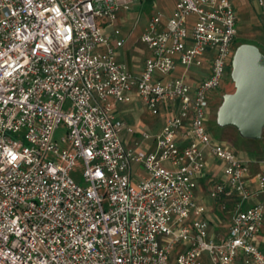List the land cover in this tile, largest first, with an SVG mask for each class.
<instances>
[{
	"label": "built area",
	"instance_id": "2783aa9c",
	"mask_svg": "<svg viewBox=\"0 0 264 264\" xmlns=\"http://www.w3.org/2000/svg\"><path fill=\"white\" fill-rule=\"evenodd\" d=\"M146 1L0 0V264H264V150L252 176L206 125L239 45L233 0L153 15L136 74L116 23ZM133 102L165 119L139 133L153 148L122 138L138 134L118 116Z\"/></svg>",
	"mask_w": 264,
	"mask_h": 264
},
{
	"label": "rangeland",
	"instance_id": "374dc122",
	"mask_svg": "<svg viewBox=\"0 0 264 264\" xmlns=\"http://www.w3.org/2000/svg\"><path fill=\"white\" fill-rule=\"evenodd\" d=\"M154 2L156 7H153L150 1H146L142 5L141 3L137 4L132 10L123 12L116 23V27L121 31V38L126 41L125 47L121 50L124 55L120 61L128 65L129 69L136 74L141 73L144 59L148 56L145 46L141 43V37L150 18L157 13H161L166 18L172 17L177 4V0H154ZM233 4L239 16L237 25L238 47L241 44L254 45L264 54V7H257L250 0H233ZM182 71L183 69L180 68L178 73ZM199 71V68H191L192 73ZM234 92L235 85L231 80L230 69L221 83L220 89L213 94L209 120L206 125L214 139L228 143L240 156H245L247 152H255L260 155L261 146H264V133L261 141L248 140L242 138L236 129L232 127L221 128L217 123V114L223 103V97ZM118 116L138 133L132 137L124 132L122 138L126 145H131L132 140L142 143V138L139 136L141 132H147L152 137H156L164 128V118L161 119L159 116L152 115L137 102L119 106ZM65 135L66 129L62 127L56 132L55 140L60 142ZM141 146L149 149L153 148V143L147 141L143 142ZM82 169V167L79 168L80 171ZM79 182L83 185L81 179ZM219 223L227 225L228 220L221 219Z\"/></svg>",
	"mask_w": 264,
	"mask_h": 264
},
{
	"label": "water",
	"instance_id": "95a60500",
	"mask_svg": "<svg viewBox=\"0 0 264 264\" xmlns=\"http://www.w3.org/2000/svg\"><path fill=\"white\" fill-rule=\"evenodd\" d=\"M235 92L223 97L217 114L221 128L232 127L248 140L261 141L264 133V54L254 45L242 44L232 60Z\"/></svg>",
	"mask_w": 264,
	"mask_h": 264
},
{
	"label": "crops",
	"instance_id": "0c3cea01",
	"mask_svg": "<svg viewBox=\"0 0 264 264\" xmlns=\"http://www.w3.org/2000/svg\"><path fill=\"white\" fill-rule=\"evenodd\" d=\"M163 119V118H161ZM258 145L260 146L259 142H257ZM261 153L258 155L255 152H247L245 156H240L243 160L250 162V169H251V175L254 176L257 172L261 170V160H262V153L264 150V146H261ZM220 166V163L217 162L216 160H211V167L210 171L211 172H217L218 168ZM264 196H261L258 198V200H263ZM197 201L198 202H204L208 205L210 216H211V221H212V226H213V231H215L217 234L222 235L226 234L228 231L229 223H230V215L229 214H222L218 211L216 204L208 197V192L207 188L203 186V188L199 189L197 191ZM221 219H226L228 220V224H221L219 223ZM260 248L264 252V231L260 237L259 240Z\"/></svg>",
	"mask_w": 264,
	"mask_h": 264
}]
</instances>
